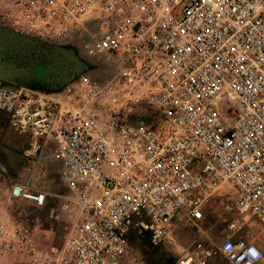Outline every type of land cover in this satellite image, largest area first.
Returning a JSON list of instances; mask_svg holds the SVG:
<instances>
[{
    "label": "built area",
    "instance_id": "1",
    "mask_svg": "<svg viewBox=\"0 0 264 264\" xmlns=\"http://www.w3.org/2000/svg\"><path fill=\"white\" fill-rule=\"evenodd\" d=\"M86 20L96 28L71 87L29 94L0 78V112L27 140L24 155L54 151L72 210L62 246L41 248L1 203L41 209L51 193L10 184L0 257L151 264L143 247L167 248L231 190L237 211L264 222V0H0V25L43 40ZM172 260L264 264V247L234 227L216 242L196 236Z\"/></svg>",
    "mask_w": 264,
    "mask_h": 264
},
{
    "label": "rangeland",
    "instance_id": "2",
    "mask_svg": "<svg viewBox=\"0 0 264 264\" xmlns=\"http://www.w3.org/2000/svg\"><path fill=\"white\" fill-rule=\"evenodd\" d=\"M95 28L86 20L68 37L36 43L22 42L0 33V78L29 94L61 93L74 83L85 60L81 42ZM58 168L59 162L52 149L35 158L25 156L0 114V192L5 191L11 182L51 192L45 209H36L24 202H5L1 203V210L8 207L13 217L26 218L34 228L39 246L53 251L62 246L64 233L72 219L71 207L63 209L58 196L65 191L58 180ZM234 200L232 190L229 197L214 198L203 220L183 224L180 231L172 234L171 245L167 248L143 247L144 254L151 264H172V258L196 236L216 242L234 227L239 234L264 247V222L250 213L237 211ZM21 259L19 253L10 252L0 257V264H21Z\"/></svg>",
    "mask_w": 264,
    "mask_h": 264
},
{
    "label": "water",
    "instance_id": "3",
    "mask_svg": "<svg viewBox=\"0 0 264 264\" xmlns=\"http://www.w3.org/2000/svg\"><path fill=\"white\" fill-rule=\"evenodd\" d=\"M0 33H4L12 38H15V39H18L22 42H32V43H36V42H43L44 40L38 38V37H35V36H26V35H22L16 31H14L13 29L11 28H8L6 26H3V25H0ZM86 64L87 62L84 60L82 61V64H81V67L80 69L78 70L76 76L82 72V70L85 69L86 67Z\"/></svg>",
    "mask_w": 264,
    "mask_h": 264
},
{
    "label": "crops",
    "instance_id": "4",
    "mask_svg": "<svg viewBox=\"0 0 264 264\" xmlns=\"http://www.w3.org/2000/svg\"><path fill=\"white\" fill-rule=\"evenodd\" d=\"M0 114H1L2 116H4V118H5V123H6V126H7L8 130H9L10 135H12V137H13L15 143H17L19 149H21V151H22V153H23V150L25 149V147H26V145H27V140H26L25 137H23L22 135H19V134H16V133L12 132L11 129L9 128V126H8V122H7V117H6V115H5L4 113H2V112H0ZM47 150H51V149H47ZM47 150H45V151H47ZM45 151H44V152H45ZM44 152H43V153H44ZM43 153H42V154H43ZM23 154H24V153H23ZM42 154H40V155H42ZM40 155H37V156H40ZM25 156H26V155H25ZM37 156H35V157H37ZM35 157H31V158H35ZM58 180H59L60 185H62V188L64 189L63 184L61 183V181H60V179H59V174H58ZM12 183H14V182H11L10 184H12ZM18 183H19V182H18ZM10 184H8V185L6 186V189L8 188V186H9ZM38 189H42V190H45V191H47V192H50L49 190H46V189H44V188H38ZM50 193H51V192H50ZM50 198H51V196H50ZM50 198H49V200H48L47 205H46L44 208H41V210H42V209H45V208L48 206L49 201H50ZM29 205H30V204H29ZM36 209H37V208H36ZM19 217H20V216H19Z\"/></svg>",
    "mask_w": 264,
    "mask_h": 264
}]
</instances>
